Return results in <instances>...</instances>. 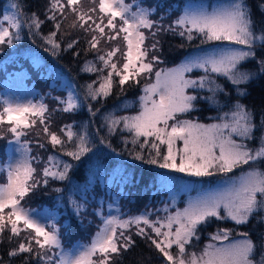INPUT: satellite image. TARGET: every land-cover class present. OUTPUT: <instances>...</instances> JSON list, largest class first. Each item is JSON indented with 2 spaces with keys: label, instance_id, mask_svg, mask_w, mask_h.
<instances>
[{
  "label": "snow or ice",
  "instance_id": "1",
  "mask_svg": "<svg viewBox=\"0 0 264 264\" xmlns=\"http://www.w3.org/2000/svg\"><path fill=\"white\" fill-rule=\"evenodd\" d=\"M90 2L94 6L85 10L82 0H48L45 19L52 22L54 30L43 37L54 52L60 49L56 37L62 20L68 14L76 18L72 28L78 26L90 34L87 40L89 50L96 52V61L101 67L86 62L82 69L100 73L96 81L86 85V97L91 100L107 98L114 83H118L122 89L129 81L139 83L137 78L142 75L149 80L153 75L155 78L154 82L144 85L143 95L139 97L140 110L135 115L108 114L105 117L104 127L109 134L122 126L131 134L132 145L142 150L148 149V163L189 176L227 175L238 168L243 169L245 165L250 167L247 171L242 170L239 176L229 177L223 187L190 200L186 207L162 219L151 220L147 213L128 219L105 217L90 243L65 250L56 224L42 222L22 201L37 188L47 187L49 179L68 180L73 165L49 155L38 173L37 167L33 166L34 162L39 163L38 157L32 155L31 141L24 137L39 123L53 148L60 146L63 150L66 142H74V150L65 151L64 155L79 161L92 151L88 134L86 131H74L71 124L64 125L59 132L66 137L65 140L51 130L47 104L32 101L20 103L0 98V140L7 139L9 144L17 145L16 151L19 153L18 157L0 164V174H6V183L0 184V237L7 231L11 241L19 237L22 231L30 230L29 235L8 255L32 254L43 264H114V256L127 250L133 243L132 237L125 235V232L135 226L136 234L151 241L164 264H264V253L260 254L258 260L255 259L256 244L249 234L241 233L242 239L233 240L228 228H218L210 234L213 242L206 244L199 253L187 250L194 238L199 239V227L213 218L243 225L264 209V171L251 166L264 161V136L261 137L260 146L255 149L242 142L253 139L255 125L249 110L239 103L218 116L216 123L203 124L182 118L194 109V102L199 98L188 94V89L207 87L212 95L205 99L213 101L215 94L223 91L215 84L214 77H224L234 85L250 81L252 74L247 70L242 71L240 65L256 57L253 49L257 40L264 41V32L260 36L255 34L251 16L240 0L214 7L212 11L186 9L168 26L169 31L181 29L178 34L186 36L188 40L194 39L195 33L202 37V43L226 41L240 47L215 49L176 67L156 70L155 64L160 62L159 56L154 54L157 44H145L148 39L145 30H149L153 37L163 30V26L157 28V22L151 18L155 9L143 8L133 2L126 3L125 0ZM11 8L17 11L4 14L0 19V45L12 46L14 41L20 40L25 23L31 32L33 28L39 30L44 22L35 13L27 21H21L18 4H11ZM154 28L157 31H151ZM117 39L124 42L123 50L119 44L108 49L100 47L101 41L111 44ZM78 42L72 39L67 47L74 48ZM259 63L260 71L264 72V59ZM194 70H201L203 75L189 77L187 74ZM114 77H118V81ZM97 83L98 87L95 86ZM56 99L63 105L59 110L65 113L81 107L80 100L71 92L65 99ZM89 112L96 114L91 105ZM100 142L104 143V140ZM38 146L43 148L45 145L41 143ZM135 158L145 159L142 152H137ZM55 191L62 190L56 188ZM69 202L79 214L83 206L73 200ZM164 211L167 212V208ZM146 229H150L154 236L149 235Z\"/></svg>",
  "mask_w": 264,
  "mask_h": 264
},
{
  "label": "trees",
  "instance_id": "2",
  "mask_svg": "<svg viewBox=\"0 0 264 264\" xmlns=\"http://www.w3.org/2000/svg\"><path fill=\"white\" fill-rule=\"evenodd\" d=\"M126 1L127 3H137L143 8L149 7L155 9L151 18L157 22V28H159V19L166 21L163 22L165 26L171 24L169 21L170 13L175 6L178 11L182 10L184 12L189 8L191 2V0H159L158 4L156 3L157 0ZM211 1L209 0L208 3ZM230 1L233 0H225V3H234ZM13 3L19 6L18 10L21 13V21H27L31 14L35 13L44 22L41 24L39 30L33 28L31 32H29L27 24L25 23L21 31L20 40L14 41L12 46L1 45L0 88L4 86V81L12 73L25 68L30 73V81L32 83L34 82L37 87H42L43 90H57L61 93L57 97L61 99L67 98L71 92L80 100L81 107L74 112L68 113L59 110L63 107L61 104H59L55 112H52L53 110L49 108V112L54 115L53 120L56 123L54 131L66 140V137L59 130L64 125L71 124L73 125L74 131L87 132L90 147L94 143L95 135L99 137L100 135L105 136L109 142L114 144L115 149L123 157L132 160V162L134 161L133 164L121 162L106 151H101V149L99 151L92 150L78 161L72 159L70 156L64 155L65 151L74 150V142H66L62 150L60 146L53 148L47 141L49 147L46 149V156L53 155L61 162L72 164L73 168L69 171L68 180L52 181L49 179L47 187L41 186L37 188L35 190L39 194L37 196V203L41 205L48 204V206L51 205L53 207L56 206L60 209L62 211L61 226H63L68 225L71 216H75L72 215L74 205L69 201L73 200L82 204L85 201L84 196L91 189V183L93 182H96L95 187L98 189L102 187V181H109L107 183L104 182L105 185H108L106 186V190L108 188L111 189L112 197L120 204V211H123L122 218L129 213H135V211L148 207V202L154 203L157 199L160 201V193H164L166 197L168 196V199L171 198L172 194L170 190L178 193L179 200L182 199L179 202L180 205L183 199L188 200V193L185 192L183 182L179 179L171 178L158 170H150L149 168L139 166V164H149L147 162L148 149L145 148L142 150L138 146L132 145V136L128 131L123 130L121 126L114 133L109 134L107 128L104 127L105 117L108 114H115L116 116L134 115L140 110L139 97L143 95L142 89L144 87V85H141V81L139 83L129 81L122 89L118 83H114L111 95L107 98H101L99 100L87 98L86 85L96 81L100 73L83 71L82 69L85 67L86 62H93L97 68L101 67L99 62L96 61V52L89 50L87 40L90 39V34L85 33L78 26L72 28L71 25L76 18L73 14H68L67 18L62 20L60 31L56 37L61 47L54 52L51 45L47 44L43 39V37H46L54 30L52 22L45 19L48 0H0V19H2L6 10ZM82 3L85 10L94 6L90 0H82ZM243 4L246 6V10L249 12L255 26L256 19L258 18L256 17L257 10L255 8L259 4H263V0H243ZM145 32L150 33L149 30H145ZM172 35L176 36L177 40L173 38L167 41V48L169 50L172 49L165 58L161 56L160 62L155 64L156 70L165 69L172 64H179L182 61V57H179L175 48H173L175 47V42L178 45L184 44L186 48L191 46L193 48L194 45L203 46L210 43H202V37L195 33L193 34L194 39L192 40H188L186 36L182 37L175 32ZM72 39H76L79 42L74 48L69 49L67 44ZM121 44L124 49L125 44L122 40ZM100 47L102 49H108L111 47V44H105L102 41ZM249 72L252 74L250 81L240 85H234L224 77H214L215 84L219 85L223 91L217 92L213 101L205 99L212 95L207 87L205 89H191V95H197L199 98L194 102V109L185 115L194 121H209L210 123H214L218 122L216 119L218 116H221L235 104L239 103L246 106L252 115L253 121H256L255 124H257L258 114L264 108V74L263 77H260L254 75L253 71ZM104 74L106 75V71ZM200 74L203 75V72ZM118 79V77H114V80L118 81ZM137 79H140V77ZM154 79L153 75L150 82H154ZM95 86L98 87L99 84L97 83ZM241 93L244 94L242 95ZM46 102L48 105V101ZM89 105H91L92 111L96 113L95 115L89 112ZM27 137H24V139L27 140ZM7 144L8 140L4 139L0 150L1 160L5 159ZM162 150H164L163 146ZM137 152H142L145 159H136ZM47 157L45 160L39 161L42 166L47 162ZM33 165H36V162ZM0 182H2L1 177ZM56 188H60L62 191L56 192ZM170 200L173 201L174 199L171 198ZM124 203L128 204L125 205ZM90 205L91 202H88L87 207ZM104 205H106L105 202ZM128 209H131V211H128ZM95 218H98L99 225H95V228L98 230L102 226L103 218L105 217L96 215ZM9 235L8 232H5L0 237V264H42L35 263L32 259V254L28 253H21L18 256L10 257L8 252L15 248L21 239L14 237L10 241ZM147 240L144 236L137 235V237L132 239L133 243L131 246L121 253V256L117 257L114 264H140V262L142 264H148V258H145L148 255L156 258L154 264H164L159 252L151 243V246H148L149 243ZM173 251L175 252V250Z\"/></svg>",
  "mask_w": 264,
  "mask_h": 264
},
{
  "label": "rangeland",
  "instance_id": "3",
  "mask_svg": "<svg viewBox=\"0 0 264 264\" xmlns=\"http://www.w3.org/2000/svg\"><path fill=\"white\" fill-rule=\"evenodd\" d=\"M156 1V0H152ZM209 0H191L188 10H198L200 8H204L207 11H212L214 7L217 6H223L227 5L225 3V0H212L210 3H208ZM127 3V1L125 0ZM230 2H237V0H233ZM241 3H243V0H240ZM156 3L159 4V0L156 1ZM148 4V3H146ZM145 4V5H146ZM230 4V3H228ZM149 8V7H144ZM165 8V7H164ZM256 11V23H255V34L257 36H260L262 32H264V0L263 4H259L258 7L255 8ZM170 13L169 21L172 23L179 15H182L184 12L182 10H177V7L175 6L174 9H172ZM17 11V9H13L9 7L5 14H14ZM20 12V11H19ZM163 21L159 19V26H163V30H160L156 36H151L149 32H145V35L148 36V39L145 41V44L147 46H150L153 43L157 44V47L155 49V55L161 56L163 58L166 57L168 53H170L171 49L169 50L166 46V43L168 40H171L174 38L176 39V36L172 35L173 31L168 30L169 24L166 26L163 25ZM181 29H177L175 33H178ZM154 31H157L155 29ZM102 42V41H101ZM175 42V41H174ZM116 44H119L123 50V45L121 44V40L117 39L116 41L111 42V47L115 46ZM227 47H240L236 45H230L228 42H211L203 45V46H196L192 48H186L184 44L178 45L177 42H175V50L176 53L179 55V57H182V61L179 63L191 59L193 57L204 55L207 52H210L215 49L219 48H227ZM0 48L2 46L0 45ZM256 52V57L254 59H249L247 61H244L240 65L241 70H247V71H253L254 75H258L260 77H263L264 72L260 71V63L259 61L261 59H264V41L257 40L256 46L253 49ZM152 53L150 52V55ZM119 57V53L117 54ZM116 58H114L115 60ZM179 64H172L165 69L176 67ZM202 71L201 70H194L192 73H188L187 75L189 77L196 78L197 76H200ZM139 81H141V85H145L147 83H150V80L147 78V76H140ZM30 81V73L27 69H22L21 71H15L12 73L7 80L4 81V86L0 88V98H8L14 102H20V103H27L29 101H32L34 103L43 102L47 104L46 101H48V108L53 110L52 112L56 111V108L59 106V103L57 101V96L61 93L57 90L53 89H44L42 87H37L36 84ZM191 88L187 90L188 94H191ZM56 95V96H55ZM48 96V97H47ZM50 113V112H49ZM136 114V113H135ZM134 114V115H135ZM258 114V112H257ZM223 115V114H222ZM259 117H257L258 121L257 124L253 121L255 125L253 139L250 140H243V143H246L249 148H257L261 144V137L264 136V108L260 110V113L258 114ZM51 116V130L54 131L55 122L53 120V114L50 113ZM183 119H189L187 115H184L182 117ZM198 121V120H197ZM203 124H210L209 121L207 122H200ZM216 123V122H214ZM57 128V126H56ZM42 126L37 123L36 127L32 128L29 131V135L27 137V140L31 141V148H32V155H35L38 157V160H45L46 159V149L49 147V144L47 143V138L44 136L42 132ZM10 138V134H9ZM101 139L104 140V143H101ZM236 139H241L239 137H236ZM6 140V139H5ZM92 144V150L99 151H106L113 157L117 158L121 162L133 164L134 161L129 160L128 158L123 157V155L115 149L114 144L109 142L105 136H97L95 135L94 140ZM3 143V140H0V150L1 145ZM44 144L45 146L43 148L39 147V144ZM17 145L15 144H7V148L5 151V159L1 160V152H0V164H2L5 161H9L11 158L18 157L19 153L16 151ZM34 167H37V172L39 173L40 169L43 167L42 164L36 163V165H33ZM140 167L149 168L150 170H158L162 172L163 174H166L167 176H170L171 178L179 179L181 182H183L184 190L188 193V200L183 199L182 204L180 205L179 202L182 201V199L179 200V195L176 191H171L172 197L174 200L168 199V196L164 193H160V201L158 199L154 203L148 202L149 205L146 208L140 209L138 211H135V213H129L125 217H121L123 211H120L121 206L118 203L116 199H114L111 195V189L106 190V186L104 182H109L107 180L102 181L101 188L96 189L95 184L96 182L91 183V189L88 191V193L84 196L85 201L82 202V209L77 214L75 211H73L72 215H75L74 217L71 216V220L68 221V225L61 226V210L58 209L56 206H51L48 204L41 205L40 203H37V196L39 194L32 193L29 194L25 198L24 201H22V204L30 208L33 212V214L40 219L42 222L47 224H52L53 222L56 224V227L60 229V235H61V241L65 248L71 249L75 245L79 244H88L90 243L92 237L97 232V229L95 228V225L98 224V218H95L96 215H99V217H108V216H119L121 219H128L132 216H138L141 214H149V219L151 220H157L162 219L165 216H167L169 213H174L177 209H183L187 206L188 202L190 200H194L198 198L199 196L203 195L206 192L214 191L216 189H219L224 186V181L227 180L229 177L239 176L241 174V171H247L250 167L249 165L243 166V169H236L233 173H229L227 175L224 174H216L210 177H194L189 176L185 173H178L174 172L170 169H162L156 164H139ZM253 167L259 168L261 171H264V161H258L255 165H251ZM0 177L2 179V183H6V174H0ZM186 186V187H185ZM95 191V192H94ZM191 192V193H189ZM105 193V194H103ZM107 201V202H106ZM88 202H91V205L87 207ZM104 202L106 205H104ZM125 205L128 203H124ZM166 204V205H165ZM171 205V206H169ZM167 208V212L164 211V209ZM7 211V210H6ZM128 211H131V209H128ZM99 213V214H97ZM229 222V223H228ZM218 228H228L231 229L232 235L230 239H242L241 233H248L250 238L255 242L256 244V251H255V259H259V256L261 253H264V209H262L259 213V215H253L250 217L248 223L243 225H236L234 222L230 220H216L212 219L208 224L201 225L198 230V236L199 239H193L192 243L187 246L188 252H197L199 253L203 247L213 242L210 239V234L214 233ZM149 235L154 236V233H151L150 229H146ZM7 232V231H6ZM30 230L28 231H22L19 238L21 240L25 239L29 235ZM125 235H130L133 238L137 237L136 234V228L133 226L131 229L127 230L125 232ZM149 243L148 246H151V242L147 240ZM219 243V242H214ZM224 243H227L225 241ZM35 245L33 244V248L35 249ZM175 250V249H173ZM58 251V250H56ZM125 251V250H124ZM122 251L121 253H123ZM121 253L118 256H114V261H116L117 257L121 256ZM145 258L147 259L148 264H154L156 261V258L152 255H148ZM32 259L35 263H42L43 261L37 260L35 255H32ZM140 264H142L140 262ZM162 264V263H161Z\"/></svg>",
  "mask_w": 264,
  "mask_h": 264
}]
</instances>
